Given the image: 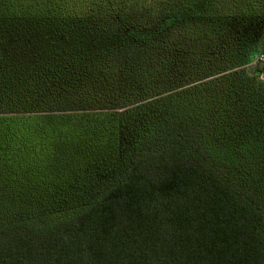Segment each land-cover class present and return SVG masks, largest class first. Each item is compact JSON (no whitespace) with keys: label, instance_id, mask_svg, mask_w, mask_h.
<instances>
[{"label":"trees","instance_id":"1","mask_svg":"<svg viewBox=\"0 0 264 264\" xmlns=\"http://www.w3.org/2000/svg\"><path fill=\"white\" fill-rule=\"evenodd\" d=\"M0 264H264V0H0Z\"/></svg>","mask_w":264,"mask_h":264}]
</instances>
